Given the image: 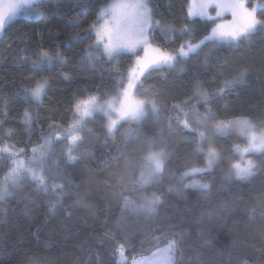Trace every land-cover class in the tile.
<instances>
[{
    "label": "trees",
    "instance_id": "1",
    "mask_svg": "<svg viewBox=\"0 0 264 264\" xmlns=\"http://www.w3.org/2000/svg\"><path fill=\"white\" fill-rule=\"evenodd\" d=\"M107 1L42 0L40 16L17 17L2 31L0 146L9 144L18 155L0 152V187L12 161L22 158L35 164L32 149L43 143L42 137L51 136L57 149L52 152L56 173L45 171V175L49 185L56 178L65 189L62 203L49 211L46 201L55 199V193L36 191L26 174L5 186L12 195L0 200V264H132L173 239V264H264V151L246 155L254 161L253 175L238 179L232 164L239 160L236 147L244 146L246 137L235 125L220 132L213 127L217 120L230 122L243 116L254 131L264 129V30L235 42H206L187 57L178 56L173 68L148 71L136 88V95L149 101L144 115L121 123L109 135L102 114L94 113L92 128L73 152L78 163L65 166L68 136L56 140L62 129L49 130L48 117L59 121L69 116L74 94L81 99L94 94L100 100L117 96L132 64L131 54L109 60L99 48L85 49L95 35L84 29L96 21ZM249 2L263 4L257 16L264 18V0ZM149 4L154 20L164 28L153 29L155 39H176L178 33L168 25L181 26L180 15L187 16L189 0H150ZM187 22L197 36L212 28V22L197 17H188ZM70 34L78 35L67 40ZM40 39L43 49L53 52L54 42L67 40L60 48L66 63L45 64L39 70V76L52 80L43 108L31 105L33 118L37 112L40 118L30 125L23 119L29 104L17 99L11 115L5 117L3 99L23 96L21 84L30 86L24 78L31 75V65L24 58L36 60ZM241 70L246 71L235 84H226ZM65 74L70 78L66 80ZM195 79L202 81L205 91L220 87L225 91L208 104L198 97L185 103ZM208 108L217 115L207 114ZM67 125L66 120L63 127ZM198 142L203 152L196 151ZM210 148L218 154L212 171L182 180L188 169L205 165ZM162 150L161 171L147 179L150 154ZM61 172L74 183L61 179ZM142 178L148 183L142 184ZM192 179L208 183L210 192L185 190L184 184ZM154 195L162 202L155 213H149L142 206ZM118 245L122 255L116 251Z\"/></svg>",
    "mask_w": 264,
    "mask_h": 264
},
{
    "label": "snow or ice",
    "instance_id": "2",
    "mask_svg": "<svg viewBox=\"0 0 264 264\" xmlns=\"http://www.w3.org/2000/svg\"><path fill=\"white\" fill-rule=\"evenodd\" d=\"M34 3V0H15L14 3L9 5L7 12H0V30L7 31L11 27L9 20L16 15L17 11L23 5ZM150 0H136L135 3H125L122 0H117L116 3L110 5L108 8L103 9L99 13V18L103 19L102 24L93 22L89 25L88 28L84 29L85 32L95 34V41L86 45L85 49L92 47L99 48L100 45H103V51L100 53L101 56H106L109 60H112L114 55L122 47H142L144 49V56H137L132 67L129 68L130 75L140 74L141 76L148 71L150 67H157L159 69L173 68L175 66V61L177 56L187 57L190 52H195L202 45H205L206 42L211 44L215 41L221 40H231L233 42L238 41L241 37H247L250 33L256 31L257 29L264 30V18H258L257 16V7L253 5L252 7L247 6L246 0H203L201 5V15H204V10L206 9H218L216 16L208 15L207 19L213 23L216 20H222L220 24H216L215 27L211 29L210 32L205 30L206 34H201L199 36L192 34V28L187 22L188 17L193 15L191 7L188 8L187 16L182 12L180 15V20L184 21L179 28H175L174 24L168 25L172 30L178 33L176 39L171 37H166L163 42L156 40L153 35V29L161 28V31H164V28L161 26L159 20H154L152 9L149 7ZM130 9L131 11H125ZM39 10V9H38ZM223 12H229L232 16V21L223 20ZM136 33V40L132 44H128L127 41L123 38L126 33L129 32ZM78 34H70L67 37V40L76 39ZM188 35L189 39L185 40L184 37ZM65 41H56L53 43L52 47L56 49L53 52L51 49L44 50L42 39L38 40L36 47L38 51L36 52V60H31L29 57H25V61L29 62L31 65V75L24 78L25 81H31L30 86H25L21 84V90L23 91V96L17 94L14 97L4 98L3 99V114L5 117L11 115V110L15 107L16 100H23L25 104H29V108H26L23 112V119L25 124H32L35 120L40 118L39 113L33 116L31 115V105H35L37 109H41L44 106V98L47 95V88L51 83V76H39L38 72L41 70L45 64L49 67L53 66L54 62H58L61 65L66 63L63 53L60 51V48L63 44H66ZM112 68H117L116 65H112ZM118 70V68H117ZM183 70V69H181ZM246 70H241L238 73V77L230 81H226V84H235L236 80L239 77L244 75ZM64 78L67 80L70 77L65 74ZM225 88L220 87L215 91H205L202 81L195 79L193 81L190 92L185 97V103L191 97H198L199 102L208 104L210 99L217 94L224 93ZM96 100L94 94L87 96L84 99H81L79 95H73L72 105L69 108V116L61 117L59 121L52 120L49 116V123L47 128L49 130L60 128L62 131L55 135L56 140L63 139L65 136H68L69 145L64 152L65 156V166H71L78 163V158L73 155L75 148L78 146V143L82 137L77 135H70L78 127L83 126L84 117L90 115L88 105ZM179 106V105H174ZM155 108V105H153ZM207 114L217 115L216 112H213L211 108H208ZM205 114V118L207 116ZM68 121V127L64 128L63 125L65 121ZM70 121V122H69ZM2 123V121H0ZM235 125L236 129L247 137V146L241 149H238L241 157L244 156V153L248 151H253L260 153L264 151V129L260 132L254 131V125L246 117H238L230 122L223 120H217L213 125L216 132L226 130ZM185 127L187 124L185 122ZM247 129V132H245ZM44 128L41 127V132ZM191 130V129H188ZM109 131H111V125H109ZM9 134H11V129H9ZM201 141L204 138V133L200 134ZM43 143L39 147H34L32 152L34 154L33 159L36 164L39 165V168H33L31 166H24L17 160L12 161V167L7 173L5 179H12L14 182H19L22 178L21 169L27 173V177L31 178L34 189L41 192L42 194L47 195L49 191L55 193V199H50L46 201V206L49 211H55L58 204L62 203L64 197V183H57L56 178L52 179L51 185H49V178L45 175L43 161L47 155V151L51 149L53 139L51 136L42 137ZM235 147V146H234ZM197 152H203L201 147V142H198L196 145ZM0 152H7L12 157L17 156L18 152H13V147L9 144L0 146ZM37 153L39 156L37 157ZM163 150L160 153L150 154V159H152L155 171L160 172L163 167ZM218 159V154L214 149H209L207 154V165L206 167L195 166L183 173L180 177L182 180L187 176L202 175L206 172H210L213 169V165ZM254 166V161L251 159H245L244 163L241 164L239 161H235L232 164L234 169L235 176L238 179H246L248 176L253 175L252 168ZM61 179H67L65 174L61 172L59 174ZM68 183H74L73 180L67 179ZM142 184L148 183L147 179H141ZM185 190H201L203 193H208L211 190V187L208 183H201L198 179H192L189 183L184 184ZM5 195H12L7 191L6 188L0 187V200H4ZM162 202L161 197L153 196L152 199L148 200L147 204L142 206L149 213H155L157 211V205ZM176 241L169 240L167 247L159 249V255L157 256L154 264H173V257L170 255L171 250L175 247ZM117 252L123 253L122 246L118 245ZM247 264V262H245Z\"/></svg>",
    "mask_w": 264,
    "mask_h": 264
},
{
    "label": "rangeland",
    "instance_id": "3",
    "mask_svg": "<svg viewBox=\"0 0 264 264\" xmlns=\"http://www.w3.org/2000/svg\"><path fill=\"white\" fill-rule=\"evenodd\" d=\"M41 1L42 0H34V3L21 6V8L17 11L16 15L13 16L9 20V22L11 20L17 18V17H20V16H22V17H38V16H40L41 10L39 8V3ZM14 2H15V0H0V12H7L9 9V5L14 3ZM116 2H117V0H108L106 3H104L100 7L98 14H97V19L95 21L96 23H98V25L102 24L103 20L108 18V17H104L103 19H100L99 18L100 11L108 8L110 5H112ZM122 2L135 3L136 0H122ZM202 3H203V0H189V7H191V9L193 11V15L190 16L191 18L197 17V18L209 21L207 19L208 15L216 16L217 11H221V10L214 9V8L213 9H206V10H204L205 14L201 15L200 13L202 10L201 9ZM246 4L249 7H252L253 5H255L257 8L263 6V4L258 3V2L254 3V4H250L249 0H246ZM149 7H150V4H149ZM150 9H151V7H150ZM125 11L130 12L131 10L127 9ZM222 17H223V20H226V21H232V19H233L229 12H223L222 11ZM222 22H223L222 20H216L215 23L212 22V28L215 27L216 24H220ZM1 34H2V30H0V36H1ZM93 34H94V32H93ZM123 38L127 41L128 44H132L136 40V33L134 31L126 33ZM95 39H96V37H95ZM95 39H94V41H95ZM221 41H229V40H221ZM215 42H220V41H215ZM99 49L102 52L103 51V45H100ZM121 53H127V54L133 55V60H132V64L130 67L133 66L134 61H135L137 56L142 57L145 54L144 49L142 47H139V46L134 48V49L130 48V47H122L114 56L121 54ZM190 53H192V52H190ZM154 68H157V67H155V66L150 67L148 69V71H150L151 69H154ZM148 71H146L143 75H145ZM143 75L142 76L140 74L130 75L129 70H128L126 84L123 87V89L120 91V93H118L117 96H114L113 98H110L107 100H100V99L96 98V100L94 102H92L91 104L88 105L90 115L84 117L83 126L78 127L70 135H77V136H80L82 138L85 137V135L92 128V121H93L92 115L94 113H101L102 114L104 121H105L104 127L107 130V133L109 135H112L121 123L126 122V121L139 120L144 115V113L146 111V105L149 103L148 100L140 99L136 95L137 84L139 83V81L143 77ZM109 125H111V131H109ZM66 127H68V125L65 126L64 128H66ZM245 132H247V129H245ZM244 136L246 137V135H244ZM247 143H248V141H247V137H246V144L244 146H241V147H236V151L238 152V155H240V152L238 151V149L246 147ZM56 150H57L56 146H54V144H52L51 149L47 151V155L44 158L43 165H44V167H45V164H48L49 166H47V168L44 169V172L47 171L49 173H56L54 170L56 161H55L54 155H53V153H56ZM252 152L253 151H248V152L244 153L243 157H241V155H240L238 161L241 164H243L245 159H248V158H246V155L249 153H252ZM207 154H208V152H207ZM207 154H206L205 165L202 167H206V165H207ZM36 155L38 157L39 153H37ZM33 156H34V154L32 153L31 157H33ZM16 160L18 162H20L21 164H23L24 166H31L33 168H39L38 164H36V163L34 164L30 160L26 161V160H23L22 158H18ZM50 160L53 162H51ZM149 162H150V164L148 165V168L145 172V176L147 179H150L156 172L152 159H149ZM253 171L254 170L252 168V172ZM21 173L27 175V173L24 172L23 169H21ZM233 173L235 176L234 169H233ZM13 183H14V181L12 179H10V178L5 179V181H3V183H2V187L8 189L5 186H8V185L13 184ZM147 202L148 201H145V203H147ZM167 245H168V243L164 246L156 248L155 250H153L149 254L137 257L133 261L132 264H154L157 256L159 255L158 250L167 247ZM175 253H176V245L170 252V255L173 257V262L175 259Z\"/></svg>",
    "mask_w": 264,
    "mask_h": 264
}]
</instances>
